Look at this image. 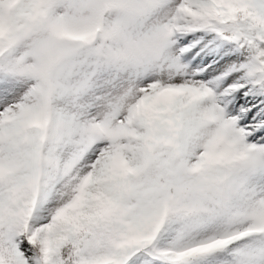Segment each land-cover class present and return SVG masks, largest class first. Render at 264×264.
Returning a JSON list of instances; mask_svg holds the SVG:
<instances>
[{
  "label": "snow or ice",
  "instance_id": "snow-or-ice-1",
  "mask_svg": "<svg viewBox=\"0 0 264 264\" xmlns=\"http://www.w3.org/2000/svg\"><path fill=\"white\" fill-rule=\"evenodd\" d=\"M0 264H264V0H0Z\"/></svg>",
  "mask_w": 264,
  "mask_h": 264
}]
</instances>
